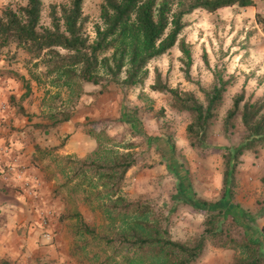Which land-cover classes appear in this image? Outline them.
<instances>
[{"label": "trees", "instance_id": "1", "mask_svg": "<svg viewBox=\"0 0 264 264\" xmlns=\"http://www.w3.org/2000/svg\"><path fill=\"white\" fill-rule=\"evenodd\" d=\"M82 1L50 5V27L39 22L42 0H24L16 6L7 4L0 10V49H9L14 44L26 53V65L33 60L31 65L36 68L41 64L43 68L35 72L27 67L31 79L47 86L40 100L44 109L41 120L33 124L40 132H48L72 115L68 109L57 111L54 101L64 104L66 100L72 104L81 94L84 83L98 85L99 93L111 84L123 87L140 84L147 76L148 62L174 44L180 51L184 78L190 80V43L182 35L178 36L187 25L183 16L196 8L213 13L233 4H253V0H100L99 21L92 24L91 38L85 30L87 16L81 9ZM57 8L59 17L55 15ZM254 20L264 34V17L259 10ZM201 57L208 66L204 52ZM194 83L201 99L190 89L168 86L155 68L149 88L168 94L171 109L188 113L184 130L189 145L198 154L206 156L207 150L214 149L221 155V195L216 202L195 198L198 203H191L180 191H175L170 195L172 203L165 215L147 198L127 199L120 185L126 170L136 162L135 154L129 150L135 144L125 142L122 145L125 150L121 152L106 149L101 142L102 134L95 130L104 124L101 119L85 116V122H75L96 142L94 150L83 156L65 154L54 159L59 163L58 173L64 178L62 186L73 181V187L81 189L82 201L100 217V223L91 226L78 211L70 214L76 217L78 229L87 236L83 243L92 242L93 256L101 255L96 264H192L208 240L215 247L233 251L229 264H264V246L252 229V221L264 216V202L255 213L239 211L238 203L231 202L241 154L250 151L257 155L264 148V98L246 96L243 87L234 92L222 118L221 134L228 143L215 146L207 141V132L231 80L214 72L209 88L197 80ZM48 87L55 90L49 91ZM63 91L66 98L62 99ZM236 117L242 126L233 141ZM166 143L174 152L171 135L167 136ZM63 144L62 139L53 148H61ZM35 149L39 147L35 145ZM260 180L264 190V175ZM180 207L204 215L200 234L190 241L175 239L170 233L169 215ZM0 264L15 263L0 259Z\"/></svg>", "mask_w": 264, "mask_h": 264}, {"label": "rangeland", "instance_id": "2", "mask_svg": "<svg viewBox=\"0 0 264 264\" xmlns=\"http://www.w3.org/2000/svg\"><path fill=\"white\" fill-rule=\"evenodd\" d=\"M99 1L83 0L81 5L82 11L87 16L85 30L91 38L92 24L99 21ZM254 1L259 5V8L255 7L256 11L259 10L260 15L264 17V0ZM23 2L24 0H0V10L7 4L16 6ZM67 2L68 0H42L40 24L50 27V5L58 6ZM237 8L238 12L235 11ZM198 9L211 14L202 8ZM55 12L59 17L58 8ZM187 19L186 35L192 39L190 80L184 78L183 65L179 59L180 51L174 44L164 54L148 62L147 76L140 84L131 87L111 84L99 93L98 85L84 83L81 94L72 104L66 100L64 104L59 100L54 101L57 111L68 109L72 113L71 117L76 116L75 118H80L81 122H85V116L104 120V124L96 127L95 130L102 134L101 142L106 149L121 152L125 150L122 146L125 142H134L135 146L129 150L135 154L136 162L126 170L120 191L127 199L147 198L156 210L165 215L168 213V206L172 203L170 195L175 191H180L191 203H198L195 198L209 202L220 199L222 157L214 149L207 150L206 156H201L189 145L184 130L189 118L188 113L184 110L171 109L168 94L150 90L153 70L158 69L162 81L168 86L190 89L200 99L202 95L194 83L195 80L204 88H209L211 85L214 72L224 79L231 80L223 93L221 105L217 108L215 121L207 132V141L215 146L228 143L221 134L222 118L231 104L232 94L243 87L241 84H248L246 89L243 88L246 96L251 94L252 98H264V34L254 20L253 11L241 6L230 8L221 18L218 15L204 16L196 12ZM59 25L61 28V21ZM203 52L208 66L203 63L201 57ZM25 54L14 44H10L9 49H0V59L5 62L8 59L13 60L11 66L14 68L26 66L35 72L43 70L41 64L36 68L31 65L33 60L26 65ZM2 64L0 60V66ZM241 78H244V83H241ZM84 87L88 89L85 90ZM41 88L43 89L41 93L44 94L47 86L41 85ZM48 89L55 90L51 87ZM93 95L101 98L96 106L101 109L96 114L97 118L84 114L86 106L98 101L97 98L91 101ZM60 96L62 99L66 98V93L63 91ZM43 110L37 112L36 120H41L40 115ZM235 119L236 126L231 136L233 141L238 138L242 126L240 119L238 117ZM168 135H171L174 142V152H171L167 146ZM37 138L39 149L34 148L37 166L42 169L45 183H52L45 187L43 195L49 194V196L44 200V215L35 225L39 231L38 238L41 239L44 233L51 235L59 233L61 244L67 246V252L75 258L77 264H96L101 255L93 256L95 248L92 242L83 243L87 236L78 229L76 217L70 214L78 211L83 221L91 226L98 225L100 217L82 201L81 189H75L73 181L62 186L64 178L56 168L59 163L54 161L58 156L73 154H62L58 152L60 148H53V145L58 144L62 139L65 144L68 133L65 129L57 136H52L51 131L38 132ZM257 155L260 156L256 157ZM257 155L245 151L237 165V182L232 188L231 202L238 203L236 206L239 211L241 209L255 213L264 202V190L260 180L264 175V152L260 154L258 151ZM203 218V213L190 212L180 207L169 215L170 233L175 239L190 241L200 234ZM225 222L228 223V220L226 219ZM252 223V229L261 238L264 246V231L261 229V227L264 229V216L256 217ZM53 239L54 236L51 239H43L37 244L46 251L49 245L54 244ZM45 253L39 260L28 261L27 258L24 260L18 256L19 260L15 259L13 262L28 264L35 261L39 264H51L53 257L49 252ZM232 256L231 249L215 247L208 240L203 252L192 264H229Z\"/></svg>", "mask_w": 264, "mask_h": 264}, {"label": "crops", "instance_id": "3", "mask_svg": "<svg viewBox=\"0 0 264 264\" xmlns=\"http://www.w3.org/2000/svg\"><path fill=\"white\" fill-rule=\"evenodd\" d=\"M256 6L259 8L258 2L254 0L252 5H245L247 10L253 11V17ZM234 7L241 6L222 7L211 14L196 8L184 15L183 19L187 22V17L196 12L204 16L218 15L221 18L223 14L229 12L230 8ZM235 11L238 12L239 9ZM186 27L187 25L178 36L182 35L185 41L191 43L192 39L186 35ZM0 60L3 62L0 66V259L13 262L21 257L32 261L41 259L46 254L45 252H49L53 257L51 264H77L75 258L67 252V246L61 244L59 233L58 235L49 233L48 238L51 239L54 236L55 239H53L54 244L49 245L46 251L37 244L47 239L43 235L41 239L38 238L39 231L35 225L42 218L44 200H47L49 196V194L43 195L45 187L52 184L45 183L43 180L42 169L37 166L34 151L35 145L39 147L37 137L40 131L33 124L38 121L35 118L37 112L42 111L40 100L43 96L41 93L43 89L29 77L27 72L29 69L26 66L14 68L11 66L13 60L8 59L6 62L3 59ZM240 81L244 83V78ZM241 86L246 89L248 84H241ZM84 89L88 88L84 87ZM91 97L92 102L94 98L98 101L86 106L84 114L97 118L96 114L101 109L96 106L101 98L94 95ZM75 117H70L49 131L52 132V136H57L64 129L68 133L67 141L60 148L59 153L83 156L95 149L96 142L75 124L77 121H82ZM259 152L263 154L264 148L259 149ZM258 156L260 155L256 157Z\"/></svg>", "mask_w": 264, "mask_h": 264}, {"label": "built area", "instance_id": "4", "mask_svg": "<svg viewBox=\"0 0 264 264\" xmlns=\"http://www.w3.org/2000/svg\"><path fill=\"white\" fill-rule=\"evenodd\" d=\"M43 215H44V213H43L41 216H43ZM41 219H42V218H41ZM43 237L49 239V238H48V237H49V233H44V234H43Z\"/></svg>", "mask_w": 264, "mask_h": 264}]
</instances>
